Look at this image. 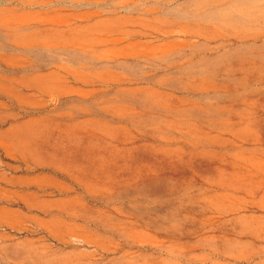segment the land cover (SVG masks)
Segmentation results:
<instances>
[{
	"label": "rangeland",
	"instance_id": "1",
	"mask_svg": "<svg viewBox=\"0 0 264 264\" xmlns=\"http://www.w3.org/2000/svg\"><path fill=\"white\" fill-rule=\"evenodd\" d=\"M0 264H264V0H0Z\"/></svg>",
	"mask_w": 264,
	"mask_h": 264
}]
</instances>
